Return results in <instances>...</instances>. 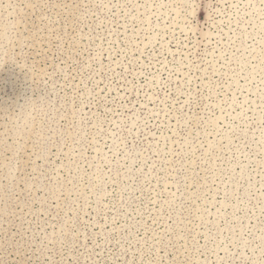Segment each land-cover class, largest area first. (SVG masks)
<instances>
[{
	"label": "rangeland",
	"instance_id": "rangeland-1",
	"mask_svg": "<svg viewBox=\"0 0 264 264\" xmlns=\"http://www.w3.org/2000/svg\"><path fill=\"white\" fill-rule=\"evenodd\" d=\"M0 264H264V0H0Z\"/></svg>",
	"mask_w": 264,
	"mask_h": 264
}]
</instances>
